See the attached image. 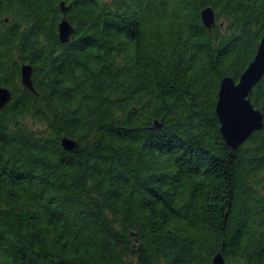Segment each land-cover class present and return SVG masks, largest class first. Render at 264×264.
I'll use <instances>...</instances> for the list:
<instances>
[{
  "label": "trees",
  "instance_id": "1",
  "mask_svg": "<svg viewBox=\"0 0 264 264\" xmlns=\"http://www.w3.org/2000/svg\"><path fill=\"white\" fill-rule=\"evenodd\" d=\"M59 1L0 0V264H264V75L237 148L215 111L264 0H65L64 42Z\"/></svg>",
  "mask_w": 264,
  "mask_h": 264
},
{
  "label": "water",
  "instance_id": "2",
  "mask_svg": "<svg viewBox=\"0 0 264 264\" xmlns=\"http://www.w3.org/2000/svg\"><path fill=\"white\" fill-rule=\"evenodd\" d=\"M62 16L57 23L58 37L60 41H67L74 27L65 16L71 2L65 0L58 2ZM201 20L203 24L210 28L215 26L214 10L211 6L201 9ZM7 20V18H5ZM222 24V21L220 22ZM33 67L30 63L20 64V81L37 93L32 81ZM264 75V36L257 45L253 58L248 62L243 71L235 79L232 75H224L219 82L215 111L219 120V130L226 144L232 148H237L255 129L263 126V116L259 108L255 107L250 99L253 85ZM11 90L0 84V108L11 98ZM155 124H159L154 119ZM62 146L73 151L78 145L75 138L63 135L61 137ZM212 264H224V256L221 250H217L212 256Z\"/></svg>",
  "mask_w": 264,
  "mask_h": 264
}]
</instances>
